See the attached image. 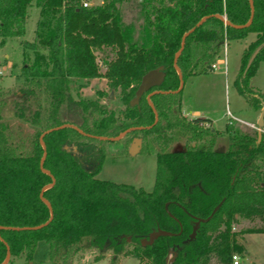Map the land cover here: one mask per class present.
<instances>
[{"label":"trees","instance_id":"1","mask_svg":"<svg viewBox=\"0 0 264 264\" xmlns=\"http://www.w3.org/2000/svg\"><path fill=\"white\" fill-rule=\"evenodd\" d=\"M81 1L34 0L35 27L26 41L31 0H0V48L12 39L20 46L18 82L0 95L43 97V106L37 99L28 117L14 112L31 127L28 153L14 149L0 119V263L6 247L8 259L33 264L31 252L42 240L47 264H73L84 252L94 253L92 261L108 254L107 264L122 256L139 264H206L210 255L229 264L231 254L244 250L236 233L264 234V136L239 131L233 118L215 131L208 119L182 117L176 70L182 85L208 71L223 44L252 33L235 80L247 102L264 105V94L258 101L247 85L264 60V0H138V23L128 26L119 22L118 5L129 0L80 7ZM250 13L245 27H235ZM153 69L161 79L135 95L141 76ZM95 78L115 94L116 112L98 101L108 94L102 90L95 98H73L72 89ZM49 129L41 136L39 167L37 137ZM124 130L129 141L139 138L137 152L154 153L149 191L96 178L105 140L93 137ZM176 135L183 139L179 149L173 147ZM219 138L224 143L218 150ZM219 201L193 228L194 219L205 218ZM238 218H256L260 225L233 232ZM155 229L170 235L142 243Z\"/></svg>","mask_w":264,"mask_h":264},{"label":"rangeland","instance_id":"2","mask_svg":"<svg viewBox=\"0 0 264 264\" xmlns=\"http://www.w3.org/2000/svg\"><path fill=\"white\" fill-rule=\"evenodd\" d=\"M28 7L27 16L24 22L23 39L32 38L33 29L35 27L34 21L37 16V9L33 5ZM87 5H97L99 0H86ZM138 0H129L118 5L119 22L122 25L129 24L136 25L138 23ZM250 36L248 33L245 35ZM245 37V38H246ZM237 43L234 41L228 42L219 50L218 56L224 59V66L215 64L213 70H208L194 76L186 77L182 82V89L180 91V111L186 112L188 116L189 110L196 108L201 111L203 116L211 121V128L213 130L221 131L223 124L228 117V111L234 115L242 117L238 114L239 109L243 107L245 96L238 93L236 83V76H234L233 63L236 58ZM20 46L17 40H7L0 48V91L16 84V73L20 64L19 58ZM94 55L99 58L97 53ZM257 74L252 81L255 84L264 86V60L256 63ZM255 67V68H256ZM101 68V66H100ZM83 86L78 90L72 89L73 98L91 99L95 98V91L108 92L105 96H101L98 100L100 103L106 104L111 110L116 112L120 106L115 94L109 92L104 84V79H88L81 81ZM248 85V83H247ZM249 86V85H248ZM39 100L43 106V97L37 94L35 98L26 99L20 94L0 95V119L7 125L5 130L7 140L11 143L16 151L19 153H28L30 151V142L32 137L31 127L26 124L25 119L35 109L36 100ZM250 104V103H249ZM23 111V118L15 117V111ZM237 110V111H236ZM257 110V109H256ZM180 112V114H181ZM182 116V115H181ZM184 117V116H182ZM185 118V117H184ZM187 119V118H185ZM249 127L235 121L234 126L241 132L251 133L257 137L254 128L255 123L249 122ZM253 127H252V126ZM260 134L264 133L260 132ZM224 138H219L215 149H221L220 145L224 143ZM132 140L122 135L117 140H105L102 142L103 158L96 174L99 180H108L110 182L119 184L124 183L133 187H141L145 191L151 189L153 174H154V153L152 152H135L131 154L128 148ZM183 139L176 135L173 147L181 148ZM260 223L256 218L247 221L238 218L231 229L233 232L245 228H252L259 226ZM235 241L240 242L244 250L241 253H234L238 255L239 264H264V234L263 233H244L238 232L234 237ZM30 262L33 264H47L46 244L39 240L36 242L31 252ZM92 252H84L76 255L73 264H107V256L102 259L92 261ZM6 264H25L22 257H14L7 260ZM118 264H139L130 256L121 257ZM206 264H218L215 257L210 255Z\"/></svg>","mask_w":264,"mask_h":264},{"label":"water","instance_id":"3","mask_svg":"<svg viewBox=\"0 0 264 264\" xmlns=\"http://www.w3.org/2000/svg\"><path fill=\"white\" fill-rule=\"evenodd\" d=\"M247 2L249 3V5H251L250 0H247ZM250 16H251V13L249 14L248 20L246 21V23H245L244 25H242V26H235V27H245V26L249 23V21H250V19H249ZM201 19H202V18H200L199 20H197V21H198L197 24L201 21ZM197 24H196V25H197ZM226 24H227V23H226ZM227 25H228V24H227ZM233 26H234V25H233ZM190 30H191V29H189L188 31L182 33V35H181V40H180V45H179V49H178V50H180V48H181V46H182L184 36H185ZM255 53H256L255 50L252 51L251 55H250L249 58L247 59V62H246L245 67H247L248 63L252 60V58L254 57ZM175 55H176V54H175ZM173 67H174V69L176 70L174 64H173ZM176 73H177V78H178V86H177L178 88H177V90H180L182 86H181V80H180V75H179L178 70H176ZM160 79H161V73H160L159 71H157V70H155V69H153V70H149V72H147V73H145L144 75L141 76V78H140V80H139V82H138V84H137V86H136L137 89H136V91H135V95H138V94H139L140 92H142L144 89H147V88L149 87V85H152V84L157 83ZM177 90H176V91H177ZM147 104H149V103H147ZM149 106H152V105L149 104ZM263 110H264V107L261 106V108H260V110H259V112H258V115H257V119H256V121H255V127H256L257 138L260 137L259 130H260L261 126H262V119H263L262 115H263ZM62 126H64V125H60V126H57V127H53L52 129L60 128V127H62ZM69 126L72 127V128H74L78 133L82 134V133H81L79 130H77L74 126H72V125H69ZM52 129H49V130H46V131L40 133V134L38 135V137H37V140H38V142H39V145H40V147H41V149H42V154H41V157H40L39 162H38L39 167H41V161H42V159H43V142H42L41 136H42L44 133H47V132H49V131H52ZM127 130H128V129H127ZM127 130L122 131L121 133H119V134H118L117 136H115V137H104V136H102V137H93V138H96V139H98V140H100V141H102V140H117L118 137L121 136V135H122L124 132H126ZM139 142H140L139 138L134 137V139H132V143L130 144V146H129V148H128V152L131 153V154H134V153L137 151L138 147H139ZM42 171H43V170H42ZM43 172H45V171H43ZM45 173H47V172H45ZM51 183H52V179H51ZM49 185H50V184H49ZM49 185L43 186V187L41 188V191L43 190V188H45V187H47V186H49ZM41 191H40V192H41ZM38 196H39V198L42 200V202L47 206L48 211H49V218H50V208H49V205H47V203L41 198V194H40V193H39ZM219 204H220V201L218 202V204H216V205H215V206L209 211V213L205 216V218H202V219L195 218V219H194V223H193V228H194L195 226H197L199 223H202V222L208 220V219L210 218V216L216 211V209L218 208ZM165 206H166V205H165ZM164 208H165V207H164ZM165 211H166V210H165ZM166 214H167L168 216H170L167 212H166ZM49 218H48V219H49ZM41 225H43V224H39V226H36V227H33V228H39ZM159 235H166V236H168V235H170V234H169L168 232L162 231V230H160V229H155L154 232H151V233L148 234V237H147V240H146V241H145V240H142V243L146 242L147 244H150V243L154 240V238H156V237L159 236ZM4 255H5V257H4V259L1 261L0 264H6V263H7V260H8V256H9V255H8V251H7V248H6V247H5V253H4Z\"/></svg>","mask_w":264,"mask_h":264},{"label":"crops","instance_id":"4","mask_svg":"<svg viewBox=\"0 0 264 264\" xmlns=\"http://www.w3.org/2000/svg\"><path fill=\"white\" fill-rule=\"evenodd\" d=\"M25 31V30H24ZM250 36H247L246 38L242 39V40H234L235 44L237 43L238 46H236V49H235V52H236V58H235V62L233 63L234 67V76L237 75L238 73V65H239V59H240V55H241V51L246 47V44L251 41L254 37V35L252 33H248ZM23 37V35H22ZM24 40H28V38H25ZM220 54V53H219ZM216 61H217V64H220L222 66H224V59H223V63H220L221 62V59L219 58V56L216 58ZM257 69V67H256ZM257 70H255V72L253 73L252 76L249 77L247 83H248V87L250 88V90L252 91V94L251 96H253L254 98H256L258 101V97H257V94H264V86H261L260 84H255L253 83L252 79L253 77L257 74ZM182 86V85H181ZM243 101V107L242 109L240 110L239 109V112L238 114L242 115V117H239L238 115H234L233 113L229 112L228 111V117L227 118H233L235 121H238L242 124H244V126H248L249 127V122H254L256 121L257 119V115H258V112L261 108V106L264 107L263 103H261L259 101V107L257 108L254 104H249V102H247L245 99L242 100ZM257 109V110H256ZM237 111V110H236ZM181 112V111H180ZM181 115L184 116L185 118L187 119H190V118H205V119H208L206 118L205 116H203V114L201 113L200 110L196 109V108H193L191 110H189L188 112V116H185L186 115V112H181ZM263 119H262V126L260 128L264 130V110H263V115H262ZM209 120V119H208ZM206 124H209L210 125V128H211V121L209 120V122H205ZM210 130H213L212 128ZM261 131H259L260 133Z\"/></svg>","mask_w":264,"mask_h":264},{"label":"built area","instance_id":"5","mask_svg":"<svg viewBox=\"0 0 264 264\" xmlns=\"http://www.w3.org/2000/svg\"><path fill=\"white\" fill-rule=\"evenodd\" d=\"M79 5H80V7L88 6V5H87V2L84 1V0L81 1V2L79 3ZM223 47H224V44H223ZM222 49H223V48H222ZM216 63H217V61H216V59H215L213 63L209 64L208 69L213 70L214 65H215ZM220 63H223V59H221V62H220ZM0 74H1V67H0ZM204 126H206V124H205ZM251 126H252V125H251ZM252 127H253V126H252ZM254 128H255V130H256V127H255V126H254ZM259 131H261L262 133H264V130H263V129H261V130H259ZM229 264H239V262H238V255H237V254H231V255H230Z\"/></svg>","mask_w":264,"mask_h":264}]
</instances>
